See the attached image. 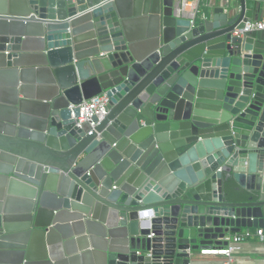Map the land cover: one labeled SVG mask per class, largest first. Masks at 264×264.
Segmentation results:
<instances>
[{"label": "water", "instance_id": "95a60500", "mask_svg": "<svg viewBox=\"0 0 264 264\" xmlns=\"http://www.w3.org/2000/svg\"><path fill=\"white\" fill-rule=\"evenodd\" d=\"M236 1L0 0V264H190L264 229V31L236 35L263 0Z\"/></svg>", "mask_w": 264, "mask_h": 264}, {"label": "built area", "instance_id": "2783aa9c", "mask_svg": "<svg viewBox=\"0 0 264 264\" xmlns=\"http://www.w3.org/2000/svg\"><path fill=\"white\" fill-rule=\"evenodd\" d=\"M212 4L213 0H180V5L176 9V17L186 18L190 20L192 25H195L198 20L208 17L204 12V8L211 7ZM252 31H264V13L257 20L247 23L244 29L236 32V35ZM109 102L110 98L106 94L85 101L80 106L79 126L82 123L90 122L91 127H95L92 120L94 118L102 120L107 115ZM256 238L264 242L263 229H246L239 234L227 236L224 239L228 243L227 246H213L210 249L200 251L189 250L190 264H204V258H210L213 264H238L237 255L242 253L246 243Z\"/></svg>", "mask_w": 264, "mask_h": 264}, {"label": "crops", "instance_id": "0c3cea01", "mask_svg": "<svg viewBox=\"0 0 264 264\" xmlns=\"http://www.w3.org/2000/svg\"><path fill=\"white\" fill-rule=\"evenodd\" d=\"M232 1L233 4H236V0H213V4L211 7L204 8V12L209 15L213 13V9L224 2ZM264 13V0H263V6L262 11L259 14V17ZM138 32L143 33L144 29L142 26L140 27V24L136 27ZM147 214V212L145 213ZM146 216V215H145ZM147 217V216H146ZM264 230V229H263ZM244 231V230H243ZM238 258V264H264V242H261L258 238L249 241L244 245V249L242 253L237 255ZM210 258H204V264H213L211 263Z\"/></svg>", "mask_w": 264, "mask_h": 264}, {"label": "trees", "instance_id": "16d2710c", "mask_svg": "<svg viewBox=\"0 0 264 264\" xmlns=\"http://www.w3.org/2000/svg\"><path fill=\"white\" fill-rule=\"evenodd\" d=\"M224 192L227 199L232 202H249L255 200L254 195L238 187L233 178H224Z\"/></svg>", "mask_w": 264, "mask_h": 264}]
</instances>
